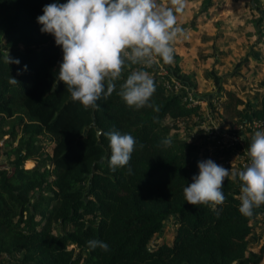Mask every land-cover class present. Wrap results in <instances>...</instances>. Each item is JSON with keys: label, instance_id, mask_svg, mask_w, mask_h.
<instances>
[{"label": "trees", "instance_id": "1", "mask_svg": "<svg viewBox=\"0 0 264 264\" xmlns=\"http://www.w3.org/2000/svg\"><path fill=\"white\" fill-rule=\"evenodd\" d=\"M209 1L201 0L203 12ZM66 2L0 0V140L5 137L8 160L0 165L1 262L264 264L263 249L248 251L250 222L261 209L254 207L251 217L239 212V180L225 178V200L216 210L185 200L183 189L199 174L198 162L211 159L221 165L223 151L214 148L208 157L207 149L199 146L202 134L188 141L176 132L180 120L199 126L200 107L188 105L183 91L166 90L155 65L126 61L115 90L96 102L99 108H85L71 99L66 85L57 80L61 47L51 34L40 31L36 20L45 5ZM7 50L18 64L4 62ZM177 58L173 53L165 68L194 88L180 72ZM135 70L147 71L156 86L150 106L139 109L118 94ZM10 76L19 84H10ZM260 85L263 92L254 105L244 104L232 90L224 91L220 123H244L250 130L251 121L264 120V81ZM111 131L136 140L131 174L128 166L115 171L109 166V140L102 133ZM40 137L50 140V152ZM164 139L171 145L164 146ZM168 219L175 225L171 243L149 247ZM93 239L107 243L109 250L90 249L87 241Z\"/></svg>", "mask_w": 264, "mask_h": 264}, {"label": "clouds", "instance_id": "2", "mask_svg": "<svg viewBox=\"0 0 264 264\" xmlns=\"http://www.w3.org/2000/svg\"><path fill=\"white\" fill-rule=\"evenodd\" d=\"M184 8L185 0H168L167 5L159 0H67L45 5L36 20L42 26L40 31L51 34L61 47L57 80L66 85L73 101L85 108H99L96 102L102 97L107 99L115 90L114 82L121 78L126 61L129 65L146 66L157 59L165 64L173 62L172 45L186 35L177 24L176 15ZM4 62L18 64L19 60L7 50ZM9 83L19 84L11 76ZM155 90L150 74L135 70L118 94L129 107L139 109L150 106L148 102ZM102 134L109 140L111 170L128 166L131 174L129 161L135 138L119 131ZM162 144L170 146L171 140L164 139ZM247 156L248 163L242 169H225L211 159L199 161V174L183 189L187 203L211 205L216 210L217 205L224 203L222 187L225 178L230 177L240 182L239 212L251 217L253 208L264 204V128L254 132ZM87 245L90 249L109 250V245L101 240H89Z\"/></svg>", "mask_w": 264, "mask_h": 264}, {"label": "rangeland", "instance_id": "3", "mask_svg": "<svg viewBox=\"0 0 264 264\" xmlns=\"http://www.w3.org/2000/svg\"><path fill=\"white\" fill-rule=\"evenodd\" d=\"M199 1L192 2L189 8L193 13L192 17L184 22H188L187 28H192L190 21L195 16L201 17L199 19L201 24L199 23L200 25L193 31L195 34L189 36L190 40L194 38L200 41L197 43L198 52L194 58L196 61L194 65L200 69L199 73L196 71L197 74L206 78L205 73L213 66L208 53L204 50H210L212 46L215 49L223 46L220 55L226 57L229 54V72L227 73H229L230 89L236 92L239 90L243 95H249L258 100L263 92L260 82L264 81V0H210L205 12L201 10ZM159 2L161 3V0ZM196 22L197 17L195 24ZM62 55L61 52V57ZM231 58L234 60L231 61ZM188 73L192 75L193 80L195 73L193 71ZM178 125L182 133L188 132V128H184L186 125L181 120L178 121ZM190 133L193 135L192 131ZM4 138L0 140V145L3 144ZM40 140L47 144L46 148L50 152V140L47 137H40ZM6 149V146H0V165L7 164L8 160L4 153ZM29 164L30 162H25V165ZM57 230L58 228L54 229L55 233ZM174 231V223L171 219L166 220L161 231L151 237L148 246L154 247L160 243L170 244ZM1 261L0 259V264H3Z\"/></svg>", "mask_w": 264, "mask_h": 264}, {"label": "crops", "instance_id": "4", "mask_svg": "<svg viewBox=\"0 0 264 264\" xmlns=\"http://www.w3.org/2000/svg\"><path fill=\"white\" fill-rule=\"evenodd\" d=\"M194 1L185 0V8L183 12L176 14L177 24L185 29L186 35L178 38L176 42H174V46L172 45V47L174 49L173 53L178 56L176 61L180 72L185 76L187 75L192 83H195V87L192 89L196 93V97L200 100L199 107L201 121L199 122V126H185L184 128H188V132L185 133H182L180 131L181 127H179V125L176 132L179 135L187 138L188 141H195V137H197L198 133L202 134V137L200 139L201 143L199 146H203V148H206L207 155L208 157H210L213 146L211 128L212 126L219 125L218 127L221 129V132L228 133L230 136L238 139V141L240 142V144H238V147L247 153V148L250 145L251 138L253 136L251 131L249 129H246L244 123L233 124L230 126L229 124L225 123L221 124L219 119V114L221 113L220 101L224 96L223 92L226 90H231L229 87V73H227V71L229 72V54H227L226 57L220 55V52L223 50V46L217 47V49L212 46L210 50H204L208 53V58H210L213 66L212 68L210 67V71L205 73L206 78H202L197 74V72H200V69L199 67L194 65V63H196L194 58H196V53L198 52L197 43L200 41L194 38L190 40L189 36L195 34L193 31L197 29V27L201 24L199 22V19H201V17H197V22L192 28H187L188 26L186 24L188 22L184 23L188 18L192 17L193 13L189 8ZM161 3L167 5L168 0L165 2L161 0ZM199 6H201V0L199 1ZM254 55L255 54L253 52L252 56L254 57ZM255 58L258 57L255 56ZM230 60L233 61L234 58H231ZM160 61L163 63L162 60ZM163 65H165V63H163ZM166 65L169 66L170 64ZM212 69L214 70L215 74H213L214 72L212 71ZM188 71H193L195 73L193 80L190 79V76H192L193 73L190 72L192 74L191 75L190 73H188ZM207 79H209V82L207 81ZM234 93L243 101L244 104L249 103L250 105H254L258 101L254 97L243 95V93L239 90L238 92L234 91ZM244 104L239 107H244ZM192 120L198 121V119L195 117H193ZM191 131L193 132V135L192 133H190ZM239 137L242 138V140L239 139ZM228 169L238 168L237 165L231 164L229 165ZM250 225L252 227V231L248 236V251L254 253L260 249L264 250V219L260 215V212L252 219Z\"/></svg>", "mask_w": 264, "mask_h": 264}, {"label": "built area", "instance_id": "5", "mask_svg": "<svg viewBox=\"0 0 264 264\" xmlns=\"http://www.w3.org/2000/svg\"><path fill=\"white\" fill-rule=\"evenodd\" d=\"M152 65L157 67L162 84L166 90L177 92L183 91V99L186 100L188 105H199L200 100L195 96V92L180 82L174 74L170 73L159 59H157V61ZM218 126H212L211 128L213 142L215 145L212 146V149L217 148L220 151H223L221 156V165L225 169H228L231 164H235L238 169H242L249 160L247 153L238 147V144H240L238 139L230 136L228 133L221 132V129ZM249 127L252 134H254L255 131L264 128V120H253L249 124ZM260 209V215L264 219V204L260 206Z\"/></svg>", "mask_w": 264, "mask_h": 264}, {"label": "water", "instance_id": "6", "mask_svg": "<svg viewBox=\"0 0 264 264\" xmlns=\"http://www.w3.org/2000/svg\"><path fill=\"white\" fill-rule=\"evenodd\" d=\"M62 52V51H61Z\"/></svg>", "mask_w": 264, "mask_h": 264}]
</instances>
